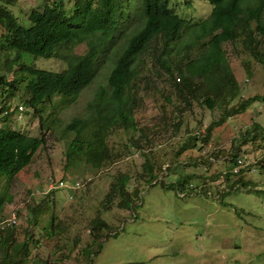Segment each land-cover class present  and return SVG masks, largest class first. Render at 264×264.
<instances>
[{
	"label": "rangeland",
	"instance_id": "rangeland-1",
	"mask_svg": "<svg viewBox=\"0 0 264 264\" xmlns=\"http://www.w3.org/2000/svg\"><path fill=\"white\" fill-rule=\"evenodd\" d=\"M255 1L244 0V4ZM13 2L14 10L26 18L24 24L29 23L32 8H42L41 0ZM168 3L188 23L207 17L212 8L209 0ZM140 4L141 0L122 4L125 11L105 51L99 54L95 79L74 98L53 94L29 106L25 102L29 92L23 83L8 96L6 84L0 82V106L9 103L8 124L45 138L26 166L10 180L0 182V225L15 212L21 230L18 237L22 238L23 229L32 227V208L46 202L49 208L42 211L38 222L45 224L53 213L60 230L32 254L37 252L48 260L62 258L56 264H264V97H253L264 96V62L251 56L241 39L225 42L223 48L240 87L230 104L237 106L243 99L245 104L213 127L209 141L196 138L189 142L192 134H205L206 126L219 119L221 109L217 105L209 108L196 98L185 104L182 95L186 88L178 90L167 81L168 74L156 59L144 56L133 106L138 130L132 138L140 147L129 144L125 149L121 143L128 135L111 132L107 143L112 146L113 158L92 166L82 156L66 167L67 148L75 132L64 127L75 116L93 121L97 90L106 86L117 53L140 27ZM257 37L264 42V32ZM86 48L83 42L74 50L84 52ZM260 51L264 55V44ZM15 54V50L0 49V75L5 80L20 78L15 65L8 68L6 64ZM20 60L55 72L67 65L58 56L27 52L20 53ZM146 75L150 84H145ZM177 109L182 110L179 128L164 123V119L173 121ZM102 145L103 139H96L90 150ZM74 146L82 149L79 140ZM118 152L120 156H116ZM232 152L241 158L239 172L232 171ZM122 172L128 175L125 188L137 191L133 205L117 207L115 201L107 205L111 183ZM60 180L67 185L58 187ZM98 213L108 227L88 257L82 250L91 239L86 221Z\"/></svg>",
	"mask_w": 264,
	"mask_h": 264
},
{
	"label": "trees",
	"instance_id": "trees-1",
	"mask_svg": "<svg viewBox=\"0 0 264 264\" xmlns=\"http://www.w3.org/2000/svg\"><path fill=\"white\" fill-rule=\"evenodd\" d=\"M126 1L41 0V10L32 8L28 15L29 23L24 24L22 21L26 18L14 10L13 0H0V49L16 51L14 56L6 60V64L10 68L13 63L20 72L18 79L13 77L5 80L0 75V82L6 84L8 96L15 92L19 83H23L29 92L25 100L29 106L44 102L53 94L67 95L70 99L78 95L95 79L99 54L105 51L112 39L119 16L125 11L122 4ZM209 2L212 5L209 15L188 23L174 12L168 0H141L140 27L129 36L117 53L115 63L107 75L106 86H99L92 106L93 121L90 123L89 117L75 116L64 127L66 131L75 132L67 148L66 167L72 166L77 157L83 159L82 156L92 166L113 158L114 154L112 156L109 150L112 146L107 143L108 133L111 132L128 135L127 140L121 143L125 149L129 144L140 147L137 139L132 138L133 132L138 130L133 118V106L136 104V93L139 92L138 75L145 64L144 56L156 59L167 72V81L178 90L180 87L186 88V95H182L185 104L188 105L189 100L196 98L209 108L217 105L221 109L219 119L206 126L202 137L192 134L190 143L196 138L203 142L209 141L213 127L229 116L237 106L245 104V99L239 100L237 106L230 104L239 94L240 87L226 59L223 43L241 39L245 47L249 48L250 55L264 62V55L260 51L264 42L257 37L258 33L264 32V0H256L247 5L244 0ZM83 42L87 45L86 50L76 52L74 47ZM21 52L45 57L58 56L64 58L67 65L59 72L43 69L20 60ZM145 78V84H150V77L146 75ZM253 97L260 100L264 96L254 94ZM8 109L9 103L0 106V182L10 180L26 166L33 153L45 141L44 135L27 134L8 124ZM177 112V115H172V122L164 119V123L179 128L182 110L177 109ZM144 137L148 139L145 134ZM96 139H103V145L90 150ZM78 140L81 142V150L74 146ZM120 154L118 152L116 156ZM232 154L236 164L239 156ZM127 180L126 173L117 175L106 195L107 205L113 201L117 207L133 205L137 191L125 188ZM109 194L115 198L108 197ZM41 205L42 202H39L32 208V227L23 229L22 238L18 237L21 230L16 222L3 224V227L0 225V264H56L62 260L41 258L37 252L32 254L43 240L60 230V224L56 222L53 213H50L45 224L38 222L42 211L49 208L46 202ZM86 225L91 239L82 250L89 257L103 237L108 223L98 213L88 218ZM87 264H91V261Z\"/></svg>",
	"mask_w": 264,
	"mask_h": 264
},
{
	"label": "built area",
	"instance_id": "built-area-1",
	"mask_svg": "<svg viewBox=\"0 0 264 264\" xmlns=\"http://www.w3.org/2000/svg\"><path fill=\"white\" fill-rule=\"evenodd\" d=\"M19 109H22V105H19ZM240 162H241V158L239 157V158L237 159V163H236V164L234 165V167L232 168V171H233V172H237V171L239 172V163H240ZM76 184H78V182H75V185H76ZM58 185H61V186H58V187H65L67 184H66L65 181L60 180ZM71 185H74V184H71ZM190 185H191V184H190ZM181 194H182V193H181ZM9 222H11V223L16 222V214H15V212L12 214L10 220H7L6 223H4V224H7V223H9ZM1 227H3V224L1 225Z\"/></svg>",
	"mask_w": 264,
	"mask_h": 264
}]
</instances>
